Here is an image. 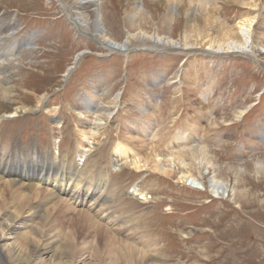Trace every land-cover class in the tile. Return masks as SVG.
Returning a JSON list of instances; mask_svg holds the SVG:
<instances>
[{
	"label": "rangeland",
	"instance_id": "1",
	"mask_svg": "<svg viewBox=\"0 0 264 264\" xmlns=\"http://www.w3.org/2000/svg\"><path fill=\"white\" fill-rule=\"evenodd\" d=\"M249 1L219 0L213 14L238 36L236 26L249 10ZM75 3L0 0V85L12 90L11 102L0 101V146L18 153L35 144L51 148L55 156L62 152L72 157L86 148V162L80 165L92 171L95 181L109 183L105 207L116 215L110 220L111 225L116 222L113 234L146 261L264 264V0L254 25L257 53L241 55L215 54L206 48L161 53L137 39L127 51L111 52L92 28H77ZM99 3L101 28L119 44L126 42L129 32L158 33L183 42L188 22L198 13V7L169 0ZM139 4L143 11L134 18ZM84 16L88 19L90 13ZM199 21L203 30L205 18ZM191 31L196 34V26ZM219 31L212 32L213 37H221ZM84 34L94 35L96 42ZM78 55L80 60H75ZM99 89L105 96L94 101L92 93ZM119 94L116 109L110 102ZM90 129L95 135L88 134L86 142L83 134ZM146 129L155 136L153 142L139 135ZM182 129L191 131L183 157L187 165L171 166L174 174L163 176L172 170L168 159L172 147L177 148L173 138ZM120 141L142 157L154 147L167 164L137 172L132 162L115 155ZM146 142L150 147L145 150ZM184 173L193 179L180 181ZM195 178L206 191L192 189ZM214 179L219 189L213 188ZM5 193L0 183V196ZM100 239L106 240L103 233ZM83 241L88 246L80 243L72 256L76 260L83 254L84 263L73 264H102L94 250L87 252L97 239L86 236ZM5 261L0 248V264ZM46 263L53 260L48 257Z\"/></svg>",
	"mask_w": 264,
	"mask_h": 264
},
{
	"label": "bare ground",
	"instance_id": "2",
	"mask_svg": "<svg viewBox=\"0 0 264 264\" xmlns=\"http://www.w3.org/2000/svg\"><path fill=\"white\" fill-rule=\"evenodd\" d=\"M75 1L78 2L74 4L78 19L74 23H76L77 28L80 31L85 26L92 28L97 38L99 37L102 46L111 52L126 50L133 43V40L137 39L148 43L157 52L180 46L178 51H184L188 48H206L214 51L215 54L241 55L247 51H251L252 54L257 53L253 45V37L254 25L260 16L261 0H250L245 3L249 10L237 23L238 36H236L233 28L223 26L219 18L214 16L213 11L218 5L216 2L219 0H169L173 5L186 3L193 9L198 7L197 15L188 22L183 42L179 43L170 36H162L158 33L148 35L147 33L136 34L134 32L133 34L129 32L124 44L112 41L104 33L99 0ZM142 11L143 7L139 4L134 10L135 16L133 15V17L136 18ZM84 12L90 13L88 19L84 16ZM199 17L205 18L203 30L199 28ZM88 20H92V22H88ZM195 26L196 34H193L191 30ZM215 30H220L219 36L221 37H218L217 34L213 37L212 32ZM79 57L75 60H79ZM262 65L264 66V62ZM212 82L211 80L209 84L212 85ZM104 96L99 89L94 91L91 97L96 101L97 98L100 99ZM0 101L11 102L12 90L0 85ZM119 101L120 94L110 103L118 109ZM148 112L150 113L148 118L154 123L153 112L151 110ZM238 115L239 117L243 116L244 111H240ZM137 123H141V121L138 120ZM90 133L93 134L92 136L95 135L91 129L83 134L86 142L90 140L88 135ZM137 133L132 132L131 134L136 135ZM140 134L146 138V141L151 138V142H153V137H155L148 135L147 129ZM173 141L177 143V148L172 147L168 165L185 168L187 164L183 157L185 156V149L191 141V131L188 129L179 130ZM148 142L144 145L145 150L150 147ZM86 152L88 150L82 147L78 151L77 157L62 154V152L55 156L51 148L42 149L35 144L18 153L0 146V183L7 191V194L0 196V248L3 251L6 264H47L46 258L48 257L53 260V263L50 264H66L64 263L65 259H69L67 260L70 262L69 264L84 263V260H81L83 254H81L80 259L76 260L73 259L72 255L80 243L88 246L86 245L87 242L83 241L86 236L97 239V244L94 247H88L87 252L89 249L94 250L102 264L106 260H110L107 264H153L150 260L146 261V257L131 245L120 243L118 241L120 239L113 234L114 230L111 226L116 222L114 221L111 225L110 220H116V215L111 211V208L106 209L105 207V204H108L105 191L107 193L109 183L107 180L101 179L95 181L92 171L87 169L85 164L80 165L81 160L86 162ZM114 152L117 157L125 162H132L131 165L137 172H150V170L161 169L162 165L167 164L156 153L154 147H152L149 156L142 157L140 153L131 149L126 141H120L116 144ZM202 153L205 155L203 151ZM131 155H133L132 160H130ZM202 166L208 168L205 163H202ZM171 169L173 171L169 169L165 171L163 176L171 177L175 171L174 168L171 167ZM189 179H193L190 173L181 174L179 178L184 183H187ZM215 179L212 181V186L214 189H219L221 184ZM227 189L225 186L224 191L227 192ZM133 192L137 193L136 189ZM142 195L141 198L146 199L145 194L142 193ZM218 195L220 194L218 193ZM97 208L100 209V213H97ZM69 213L75 215V218L69 216ZM34 224H37L35 229ZM106 229L110 230V234L106 233ZM102 233L106 240L101 242Z\"/></svg>",
	"mask_w": 264,
	"mask_h": 264
},
{
	"label": "water",
	"instance_id": "3",
	"mask_svg": "<svg viewBox=\"0 0 264 264\" xmlns=\"http://www.w3.org/2000/svg\"><path fill=\"white\" fill-rule=\"evenodd\" d=\"M176 50H178V49L173 48V49H167V50H165V51L173 52V51H176ZM165 51H164V52H165Z\"/></svg>",
	"mask_w": 264,
	"mask_h": 264
}]
</instances>
